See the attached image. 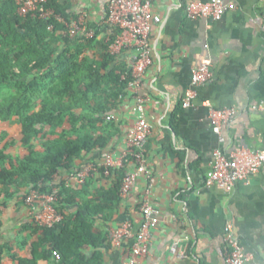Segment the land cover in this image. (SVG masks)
I'll return each instance as SVG.
<instances>
[{"label": "crops", "instance_id": "obj_1", "mask_svg": "<svg viewBox=\"0 0 264 264\" xmlns=\"http://www.w3.org/2000/svg\"><path fill=\"white\" fill-rule=\"evenodd\" d=\"M56 1L67 8L70 21L83 20L87 27L101 31L98 39H102L109 0ZM194 1L209 0L152 1L160 22L149 32L152 62L137 91L144 99L150 126L147 173L140 175L115 208L112 220L99 221L97 228L107 226L109 231L129 222L135 233L146 199L158 212V224L151 231L148 256L132 257L134 239L130 238L103 251L106 264L131 260L132 264H227V225L249 257L245 264H264V167L229 192L206 185L216 150L225 155L242 149L264 152V110L260 109H264V0H223L234 9L219 21H190L186 7ZM132 53L125 50L116 56L117 61L128 66ZM203 62L210 63L212 78L196 89L193 107L184 110L181 100L192 89L191 70ZM207 106L235 111L220 136L211 129ZM108 117L113 128L108 130L107 147L84 155L77 161L80 169L87 164L102 168L107 155L117 158L125 152L127 132L139 118L131 90ZM126 165L127 172L134 170L131 163ZM93 177L92 189L111 185L99 172ZM62 181L73 188L80 186L64 171L55 183ZM0 203L4 205L0 208V255L3 264H17L9 255L29 257L34 239L22 232L31 220L30 211L22 190H11L0 197Z\"/></svg>", "mask_w": 264, "mask_h": 264}, {"label": "trees", "instance_id": "obj_2", "mask_svg": "<svg viewBox=\"0 0 264 264\" xmlns=\"http://www.w3.org/2000/svg\"><path fill=\"white\" fill-rule=\"evenodd\" d=\"M46 7L70 21L56 0H47ZM106 31L101 40L97 30L93 38L73 39L53 18L21 17L15 0H0V126L17 120L24 150L13 154V141L0 133V197L14 189L24 199L30 191L52 195L64 217L52 230L32 219L24 225L22 232L34 239L29 257L9 255L17 264H106L103 251L112 244L107 226L97 223L110 222L122 201L127 162L95 166L111 180L108 188L92 189L94 173L77 188L55 183L62 171L76 174L84 155L107 147L113 128L107 117L129 91L131 73L109 53Z\"/></svg>", "mask_w": 264, "mask_h": 264}, {"label": "built area", "instance_id": "obj_3", "mask_svg": "<svg viewBox=\"0 0 264 264\" xmlns=\"http://www.w3.org/2000/svg\"><path fill=\"white\" fill-rule=\"evenodd\" d=\"M15 1L18 14L21 17L31 16L42 20L53 18L57 23L66 27L68 35L73 39L79 37L90 39L95 35V30L87 27L83 20L66 21L62 15L55 14L46 7L47 0ZM152 1L109 0L105 21L107 27L106 40L110 43L109 53L118 56L125 50L133 52L127 66L132 77V82L128 87L133 92L139 114L138 120L127 132L125 152L117 158L107 155L102 165L105 169L119 168L126 161L134 166V170L128 172L123 180L120 189L122 199L128 197L140 175L147 173L146 142L150 135V126L145 118L144 99L137 94V91L142 77L152 62L148 35L152 27L160 22V18L153 12ZM233 9V4H227L223 0L194 1L187 5L186 15L190 21L201 19L219 21L226 12ZM211 78L212 73L209 62H203L191 70L192 89L188 90L182 98V109L187 110L193 107L194 100L197 97L196 89L206 85ZM207 108L211 129L213 133L220 136L222 127L229 123L235 111L232 109L218 110L211 106H207ZM107 119L110 118L107 117ZM219 140L223 142L221 137ZM262 167H264V152L262 151L242 149L225 155L220 150H216L210 170L206 174V185L208 187L216 186L229 192L237 184L247 183ZM95 172H97L96 167L87 164L76 174H70V178L76 184L82 185ZM24 202L30 211L31 219L40 227L52 230L62 224L64 217L56 209L57 199L55 196L41 195L36 191H30ZM140 213L142 221L135 233L129 222H125L117 229L108 231V240L115 247H119L127 239H134V245L131 249L132 257H146L149 255L151 231L158 224V212L147 199L143 201ZM224 243L226 245L227 264H245L249 262V257L244 254L236 240L231 225H227L225 228ZM171 251L175 252V247H172ZM55 256L57 259L59 258L57 254ZM125 264H132V260Z\"/></svg>", "mask_w": 264, "mask_h": 264}, {"label": "rangeland", "instance_id": "obj_4", "mask_svg": "<svg viewBox=\"0 0 264 264\" xmlns=\"http://www.w3.org/2000/svg\"><path fill=\"white\" fill-rule=\"evenodd\" d=\"M2 132L7 135L6 141L8 139L13 141V144L11 146V152L20 153V154L24 153L23 147L20 144L21 136H20L17 120L13 119L6 127H0V133ZM3 145H4V141L1 140V135H0V150L3 148Z\"/></svg>", "mask_w": 264, "mask_h": 264}]
</instances>
